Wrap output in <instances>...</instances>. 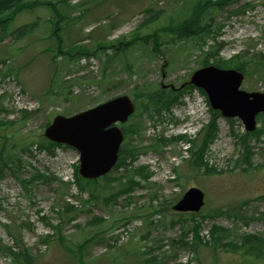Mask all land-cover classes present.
<instances>
[{
  "label": "rangeland",
  "instance_id": "rangeland-1",
  "mask_svg": "<svg viewBox=\"0 0 264 264\" xmlns=\"http://www.w3.org/2000/svg\"><path fill=\"white\" fill-rule=\"evenodd\" d=\"M46 1L56 3V13L50 6L23 9L10 24H0V149L4 143L20 159L9 162L12 170L4 168L0 176V264H19L11 252L24 249L32 264H251L240 250L222 247L224 240L212 244L210 230L227 228L226 241L237 244L246 234L264 238V116L256 119L257 136L245 144L239 139L245 130L239 119L216 117L217 132L204 155L208 167L215 168L210 173L192 164L198 132L211 118L204 97L185 87L176 101L157 110L144 94L179 87L204 61L229 67L245 62L240 88L264 91V62L254 72V63L264 61V0H226L206 9L208 32L183 38L171 26L177 9L189 0ZM246 1L251 7L238 9ZM56 19L58 39L50 36ZM155 31L157 38L139 39L125 51L108 46ZM84 49L98 59L99 72L81 81L92 83V93H71L66 76L77 77ZM120 95L137 105L126 127L138 131L123 145L139 151L134 158L122 154L123 163L108 179L81 190L75 179L78 152L66 145L50 152L39 148L47 142L44 129L55 115L70 116ZM28 104L34 108L22 110ZM181 118L193 123L190 138L197 141L183 151L182 142L168 137ZM245 149L249 163L243 162ZM35 171L48 181L25 187L21 180ZM143 172L150 174L147 179ZM129 177L140 185L106 202ZM97 185L99 195L92 199L90 190ZM189 187L204 193V205L194 215L179 214L172 206ZM66 203L75 208L63 211ZM194 221L207 245L191 249L181 241L192 245L196 240L189 233Z\"/></svg>",
  "mask_w": 264,
  "mask_h": 264
},
{
  "label": "water",
  "instance_id": "water-1",
  "mask_svg": "<svg viewBox=\"0 0 264 264\" xmlns=\"http://www.w3.org/2000/svg\"><path fill=\"white\" fill-rule=\"evenodd\" d=\"M243 74L234 69L207 66L196 70L190 84L203 89L212 109L224 117H238L246 130L255 128V117L264 113V91L240 90ZM135 105L119 96L73 116L57 115L45 128L44 137L66 144L79 152V174L85 179L105 175L115 164L123 133L115 123L126 122ZM203 192L188 189L173 206L181 212H197L203 205Z\"/></svg>",
  "mask_w": 264,
  "mask_h": 264
},
{
  "label": "trees",
  "instance_id": "trees-1",
  "mask_svg": "<svg viewBox=\"0 0 264 264\" xmlns=\"http://www.w3.org/2000/svg\"><path fill=\"white\" fill-rule=\"evenodd\" d=\"M226 1V0H189L187 2V4L182 7L181 9H177L176 13H175V17L177 20L175 21V25H172L171 28H173V31L176 33L178 38H183L186 36H199L202 35L204 33H207L209 30V26L210 23H204V19H208L210 17V13H208L207 15L205 14L206 9L208 10L209 8H215L217 6H221V4ZM31 2H29V0H0V15H2L3 12H5L6 10H11V14H15L16 12L25 9V8H29L31 6H33L32 4H30ZM39 1H34L33 4H38ZM251 7L250 2L246 1L242 6H240L238 9H243L245 10L246 8ZM57 33V26H55V30L53 32V34ZM158 33L155 31L151 34H147L143 37H139L136 36L131 40H122L120 39L119 41H117L116 43H113L111 45H108L110 47H113L117 52L118 50L120 51H125L127 49L128 46L134 44L137 40L139 39H148V38H154L155 36L156 38L158 37L157 35ZM61 41V39H60ZM100 47H105L103 45H101ZM156 49V47H155ZM208 56V54H207ZM264 61H256L254 63L255 65V69L254 72L259 68L258 66L263 64ZM208 64L207 61H204L203 63ZM244 64L245 62H240L238 64H235L234 67L240 71L245 72L244 70ZM222 66L225 65V63H221ZM182 91V90H181ZM181 91H172L171 89L168 90L167 92L164 91V89L159 88L157 90V92L155 93H147L144 94L147 98H148V102H153V104L155 105V108L157 110H159V108L161 107H168L169 104L172 101H176L178 99V97L181 94ZM211 111V118L209 120V122L207 124L204 125V127H202V129L198 132V137H199V144L197 149L192 153V164L196 165L198 168L199 167H204L206 169V171L210 172V170L214 169L213 167H208L207 165V161L205 160V152L209 147V144L211 143L212 139L215 137L216 132H217V122H216V117L219 115L218 112L210 110ZM28 113L24 112L23 116H27ZM4 122H2L0 120V124H2ZM138 131V128L136 126L133 127H126L123 126V132H124V137H126L128 134H136ZM257 136V132L255 133H246L245 135L241 136V142L243 144L246 143L247 139L249 136ZM197 137V138H198ZM7 139V138H5ZM191 144L194 146L197 145V141L195 139H191L190 140ZM196 142V143H195ZM53 146H61L59 144H55L53 142H49L47 141L45 144H40L39 148H46L49 152L51 151L50 148ZM193 149V147H192ZM191 149V150H192ZM247 152L246 157H244L245 160H247L246 162L249 163V154L250 152L245 149ZM139 151L136 148H126L125 145H122L121 149H120V159L119 162L117 163L116 167H118L121 163H123L125 156L130 155L133 158L135 157L136 152ZM122 154H125V156L122 158ZM9 162H12V164L15 165L20 163V159L19 158H13L10 154V151H7L5 149V145L4 143L2 144V147L0 149V176L2 175L4 168H8L10 170H12V167L8 165ZM245 162V161H244ZM140 170H143L141 168H143V166H139ZM77 170V168H76ZM75 170V171H76ZM212 171V172H213ZM143 176L144 179H147L148 176L150 174H148V172H143L141 174ZM103 178H109V175H105ZM75 179L77 182L78 187L82 190L86 187H89V183L91 182H96L97 180H84L82 179L79 175L76 174L75 172ZM61 183L65 184V185H69V183H66L64 181H62L61 179H59ZM36 181H42V182H46L48 181L45 177V175L41 172H37L35 171L32 175V177L30 179H24L21 180L22 184L26 187L27 185L30 184H34ZM133 184H137L140 185L139 181L135 180L133 177H129L128 178V183L126 184V186H122L120 189L117 190L116 193L111 194L110 196H108L106 198V202H112L115 197H117L118 195H120L121 193H126V192H130L132 189V185ZM99 186L97 185V188H95V190H90V197L92 199H95L98 197L99 192H98ZM75 207L73 205H70L69 203H66L64 205V210L65 212H70L74 209ZM194 215V214H193ZM202 216H205V214H202ZM44 220H46L45 218H42ZM100 219V218H99ZM194 219V218H193ZM56 229V232L58 234V238L60 241H64V237L63 235L61 236V230L59 227L54 226ZM199 227L200 224L197 223L196 221H194L193 225L191 226V231H189V233H191L192 235L195 236L196 240H193L192 245H190L188 242L185 243L183 240L181 241V244H185L186 246H191V249H196L198 245L200 244H204L207 245V242L203 243L202 239H200L199 237ZM186 232V230L184 231ZM228 234H229V230L225 227H222L220 225H213L211 230H210V235H211V242L212 244L216 245H220L221 241H225V242L221 245L222 247H229V249L232 250H240V256L243 257L244 259H246L249 263L251 264H263L262 262H264V238L263 236L258 237V236H253V235H243V237H240V241L242 243L237 244V240H230V241H226L228 239ZM230 236V235H229ZM52 238V237H51ZM50 240V239H49ZM48 239H45L43 241H49ZM197 241V243H196ZM86 244L84 245H80L79 249H81L82 247H84ZM12 255H14L15 261L21 260V262L19 264H32L33 262V257L28 253V251L26 249H24L21 252L15 253V252H11ZM80 259V258H79Z\"/></svg>",
  "mask_w": 264,
  "mask_h": 264
}]
</instances>
